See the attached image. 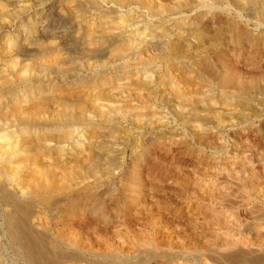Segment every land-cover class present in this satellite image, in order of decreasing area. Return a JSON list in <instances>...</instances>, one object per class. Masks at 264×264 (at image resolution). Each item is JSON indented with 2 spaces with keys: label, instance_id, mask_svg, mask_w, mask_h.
I'll use <instances>...</instances> for the list:
<instances>
[{
  "label": "rangeland",
  "instance_id": "374dc122",
  "mask_svg": "<svg viewBox=\"0 0 264 264\" xmlns=\"http://www.w3.org/2000/svg\"><path fill=\"white\" fill-rule=\"evenodd\" d=\"M47 2L24 0L32 5L25 21L39 17ZM67 3L51 0L42 19L48 33L43 40L61 37L66 60L51 70L40 68L35 57H27L35 48L26 49L41 80L78 81L75 89L89 91L91 85L80 79L105 76L109 82L103 88L114 90L127 77L152 78L142 87L126 84L119 100L97 97L99 84L89 92L94 99L84 105L73 132L94 127L91 135L99 142L90 169L74 177L75 185L84 181L82 190L46 209L16 183L0 184V264H31L1 232L17 221L26 247L42 264H263L264 17L259 10L264 0H226L221 7L228 5L227 11L213 8L209 46L199 48L190 31L176 33L171 18L204 13L211 1L157 11L155 23L169 28L173 41L184 36L181 50L168 51L162 43L138 55L121 49L123 59L113 57L111 49L132 30L97 38V52L90 53L83 20L89 19L88 4L82 2V12L75 13L64 10ZM19 6L9 8L17 13ZM133 7L135 19H148L143 6ZM187 42L191 49L185 52ZM185 69L192 70L188 76ZM94 102L102 113L93 109ZM7 200L13 205L9 211ZM229 242L235 245L225 249Z\"/></svg>",
  "mask_w": 264,
  "mask_h": 264
},
{
  "label": "bare ground",
  "instance_id": "6f19581e",
  "mask_svg": "<svg viewBox=\"0 0 264 264\" xmlns=\"http://www.w3.org/2000/svg\"><path fill=\"white\" fill-rule=\"evenodd\" d=\"M50 1L48 0L47 3ZM66 1L69 4L67 3L68 6L64 10L70 9L75 13L82 12L80 8L82 2L86 1L88 4L86 12L89 14V19L84 16L83 20H85V23L87 22L84 34L87 51L90 53L97 52L95 49H98V46L93 42L97 38L114 34L120 36L126 30H132V36L120 41L122 44L111 49L114 52L112 54L113 57L119 56V59H123L125 56L120 53L122 50H125L126 53L131 52L134 55L144 54L150 52V47L154 48L161 43L165 46L164 49L167 48L168 51H178L181 42H186L184 36L179 34L181 39L177 37L173 41V38L170 37L172 33L169 34L170 32L168 31L169 28L167 29L164 25L161 26L160 22L155 23L157 21L154 18V14L157 11L175 8L178 10L185 9L188 7L189 1L194 0ZM203 1H211L209 8L204 13L182 14L173 18L168 16L175 23L174 29L176 33L184 32L185 30L190 31V35L197 42L195 43L196 48L205 44L209 46L207 41H209V36H211V30H208L209 19L212 16L211 10L216 7L222 11H227L228 9V5L221 7V4L226 0ZM23 3L24 0H0V88L6 87L5 89L2 88L4 95H0V184L16 183L25 197L36 199L42 207L49 209L54 207V205L56 206L60 200L66 199L67 196H71L70 194L82 190L86 186L84 181H78L75 185L73 183L74 177L78 175L81 178L82 175L79 174L84 168L89 170L93 160L96 158L93 149L98 144L99 137L91 135L94 133V127L88 132L87 128L84 131L81 129L75 134L73 132L74 125L81 122L79 119L86 109L84 105L88 104V100L93 101L90 98L94 99L89 93L91 89L99 84L100 88H97V91L94 90L97 97L109 96L119 100L123 93L122 88L126 84L133 83L140 87L146 86L150 84L152 76L145 74L143 79H138L137 76H133L134 79L131 78L132 76L130 79L127 77L114 90L103 88L105 83L109 82V79L106 81L107 77L105 76L98 79L93 78V80L88 78L80 79L81 83L91 85L89 91L87 89L84 90L85 88L83 89L81 84L80 87L82 88L75 89L74 86L75 84L77 85L78 81H71V83L67 81L64 84H57L49 77L45 81L41 80L38 73L35 72L36 69L34 67L36 65L28 61L27 57H35L37 60L36 64H39L40 68H49L51 70L64 62L67 55H63L64 52L62 54L61 43L63 40L61 37L53 35V41L47 39L51 44L49 42V44H44L45 39L43 40V38H46L48 33L43 27L44 20L42 21V19L46 18L49 12L47 10L50 7H46L48 4L40 5L39 17H28L25 21L24 14L30 11L28 9H31L32 5H23ZM15 4L17 6L19 4L20 9L17 13H12L11 11H13L15 6L13 8H9V6ZM133 5L143 6L142 11L147 15L148 19H135L136 7H133ZM214 5L215 7H213ZM124 7H128L125 15L122 14ZM259 13L264 17L263 7L260 8ZM12 26L16 29L10 32L9 29ZM80 32L78 31L77 34ZM56 38L58 40H55ZM47 40L45 41L47 42ZM188 43L184 45L187 46ZM31 45L34 47L32 48ZM189 46L191 47L190 43L187 47ZM28 47L31 50L35 48V50L31 51V53L34 52L32 55L25 57ZM190 47L187 50L185 48L183 50L187 52L191 49ZM183 50L182 52H184ZM179 53H176V56ZM155 55L158 57L157 54ZM162 55L160 56L162 58L171 56L167 54V56L163 57ZM157 57L155 58L157 59ZM150 59L154 60V55ZM188 68L186 67V69ZM189 70L192 71L191 69ZM189 70H186L187 76L190 72ZM187 78L189 79V77ZM77 87L79 88V86ZM63 89L66 91H63ZM96 105L97 103L95 102L92 104L93 109L102 113L104 109H100L99 106L94 107ZM73 108L79 111L77 112ZM114 108H116V105L108 106V109L114 110ZM106 111L108 112V110ZM55 115L57 117L53 118ZM5 118L8 119L6 120ZM51 121L53 123L50 125L46 124ZM75 137H78V139H75ZM4 204L7 211L13 207L8 200ZM36 218L39 219V216H36ZM5 227L6 229H1V232L8 239L12 238V240L16 241L19 248L24 252V258L31 264H42L39 259L41 257H38L39 254L35 255L32 251L29 252V248L26 247L28 239L23 233V224L17 221L13 228L10 225ZM229 243H227L225 249L235 245L234 243Z\"/></svg>",
  "mask_w": 264,
  "mask_h": 264
}]
</instances>
